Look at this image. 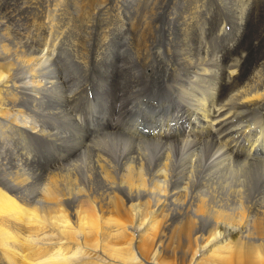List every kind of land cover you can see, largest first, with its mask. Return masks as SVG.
Wrapping results in <instances>:
<instances>
[{
  "label": "bare ground",
  "instance_id": "bare-ground-1",
  "mask_svg": "<svg viewBox=\"0 0 264 264\" xmlns=\"http://www.w3.org/2000/svg\"><path fill=\"white\" fill-rule=\"evenodd\" d=\"M175 244L264 264V0H0V264Z\"/></svg>",
  "mask_w": 264,
  "mask_h": 264
},
{
  "label": "rangeland",
  "instance_id": "rangeland-1",
  "mask_svg": "<svg viewBox=\"0 0 264 264\" xmlns=\"http://www.w3.org/2000/svg\"><path fill=\"white\" fill-rule=\"evenodd\" d=\"M216 6V7H215ZM214 6V9L215 8H217L218 7V5H215ZM218 12H220V13H218ZM223 13V14H222ZM221 14V15H220ZM220 15V16H219ZM224 15V16H223ZM215 16H217V18H218V20H219V23H222V22H224V23H226V22H228V21H226L227 19H226V16H225V14H224V12L221 10H216V13H215ZM221 17H223L224 19L223 20H221ZM228 24H229V22H228ZM224 26H225V24H224ZM226 28H227V31L229 32V31H231V25L230 26H225ZM111 97H109V98H106V99H104V101H109V99H110ZM100 102V101H99ZM99 102H96V103H99ZM96 103H94L93 104V106L91 107V109L89 110V113L91 114V115H98L99 116V114H97L95 111H94V105L96 104ZM249 113V112H248ZM248 113H247V111L245 112V114H244V116L246 117V118H248L249 116H248ZM234 122V124L236 125V126H238V123H237V121H236V119H235V121H233ZM199 136V135H198ZM201 137V136H200ZM240 152H242L241 150H239ZM61 162V161H60ZM59 162V163H60ZM191 188V187H190ZM205 190V189H191V190H189L188 192H187V197L184 199V201H186V204L187 203H191V207L192 208H195L196 206V204L198 203V199L200 200V199H205V200H208L209 199V197L210 196H208V194L206 193V190H205V192H203V191ZM192 191V192H191ZM197 192V193H196ZM200 192V193H199ZM196 195V196H195ZM222 195V197H220V199H219V201H217V203H214V204H212L213 206L215 205V206H217V207H220V208H224V209H226L227 211H229V212H231V213H233L234 215H238V212L240 211V209L241 208H245V207H252V204L250 203V201L249 200H247V199H245V196L244 197H236V198H233L232 196H230V195H226V194H221ZM220 196V195H219ZM228 198V199H227ZM241 199H243L242 200V202H244L243 204H244V206H241L240 205V200ZM222 200V201H221ZM237 200V201H236ZM224 201V202H223ZM223 202V203H222ZM250 204V205H249ZM237 208V209H236ZM234 239H236V237H234ZM183 247H182V246ZM183 248V249H182ZM214 248H219V246H217V247H214ZM163 249V252H164V254H165V256H168L169 258H171L172 257V259H171V262L173 261H175L174 263L175 264H178L180 261L179 260H182V259H184V258H186L187 256L186 255H188L189 256V252H187L188 250H187V248L186 247H184V245L183 244H180V246H178V245H171V246H168L167 248H162ZM166 251V252H165ZM174 253H173V252ZM185 251V252H184ZM220 251V253H216V252H214L211 256H212V258H217L219 255H221L224 251H225V249H221V250H219ZM167 252H168V254H167ZM170 253V254H169ZM177 254V256H176V254ZM186 254V255H183V254ZM211 254V252L210 253H208V254H206L203 258H201V259H207L208 257H209V255ZM171 256V257H170ZM181 258V259H180ZM200 259V258H199ZM214 259H211L212 261L214 260Z\"/></svg>",
  "mask_w": 264,
  "mask_h": 264
}]
</instances>
